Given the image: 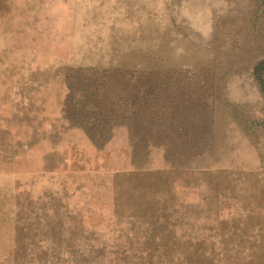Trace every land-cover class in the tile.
I'll return each instance as SVG.
<instances>
[{"label":"rangeland","instance_id":"374dc122","mask_svg":"<svg viewBox=\"0 0 264 264\" xmlns=\"http://www.w3.org/2000/svg\"><path fill=\"white\" fill-rule=\"evenodd\" d=\"M263 1L0 0V264H264ZM156 63L221 75L187 163L65 117L69 74Z\"/></svg>","mask_w":264,"mask_h":264},{"label":"trees","instance_id":"16d2710c","mask_svg":"<svg viewBox=\"0 0 264 264\" xmlns=\"http://www.w3.org/2000/svg\"><path fill=\"white\" fill-rule=\"evenodd\" d=\"M256 73L264 91V58ZM190 74L157 63L69 74L65 117L100 146L115 127L125 126L136 156L161 146L173 163H187L213 146L210 101L221 98L220 74Z\"/></svg>","mask_w":264,"mask_h":264},{"label":"bare ground","instance_id":"6f19581e","mask_svg":"<svg viewBox=\"0 0 264 264\" xmlns=\"http://www.w3.org/2000/svg\"><path fill=\"white\" fill-rule=\"evenodd\" d=\"M150 230V229H149ZM123 235V234H122ZM134 249V248H133ZM115 252V251H114ZM139 259V258H138ZM135 264V263H134ZM155 264V263H154Z\"/></svg>","mask_w":264,"mask_h":264}]
</instances>
